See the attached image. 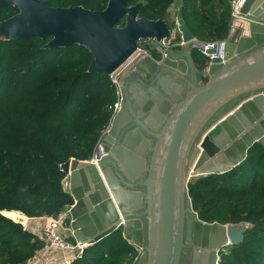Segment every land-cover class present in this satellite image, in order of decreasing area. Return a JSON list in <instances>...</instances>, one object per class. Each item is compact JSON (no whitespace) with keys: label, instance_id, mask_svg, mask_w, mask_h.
<instances>
[{"label":"water","instance_id":"95a60500","mask_svg":"<svg viewBox=\"0 0 264 264\" xmlns=\"http://www.w3.org/2000/svg\"><path fill=\"white\" fill-rule=\"evenodd\" d=\"M129 1L108 0L91 11L0 0V9L18 11L0 22V38L50 37L45 50L82 46L93 56L87 71L108 76L139 41H154V53L139 55L118 76L126 105L113 115L96 162L71 159L60 166L73 199L68 230L84 247L123 230L143 250L136 264H182L184 255L186 264H218L225 247L244 241L248 224L201 221L185 177L223 174L254 144L264 148V0H240L227 39L210 47L182 19L175 32L165 20L139 17L143 3ZM162 40L170 42L162 47ZM193 50L212 57L208 68L198 66ZM2 215L26 227L25 216Z\"/></svg>","mask_w":264,"mask_h":264},{"label":"trees","instance_id":"16d2710c","mask_svg":"<svg viewBox=\"0 0 264 264\" xmlns=\"http://www.w3.org/2000/svg\"><path fill=\"white\" fill-rule=\"evenodd\" d=\"M44 1L51 7L99 11L108 0ZM175 1L180 4L179 19L198 41L227 39L233 20L231 0H130L129 5L143 3L139 17L156 21L165 20ZM17 12L12 6L1 8L0 22ZM49 40L0 38V264H27L45 249L38 236L2 212L57 218L72 205L60 166L71 159H92L119 99L110 76L87 71L93 56L86 48L43 49ZM193 56L204 68L208 59L197 50ZM187 195L203 222L248 224L244 241L225 247L218 264H264V148L260 144H254L246 159L227 172L192 179ZM135 254L117 230L60 264H132Z\"/></svg>","mask_w":264,"mask_h":264},{"label":"built area","instance_id":"2783aa9c","mask_svg":"<svg viewBox=\"0 0 264 264\" xmlns=\"http://www.w3.org/2000/svg\"><path fill=\"white\" fill-rule=\"evenodd\" d=\"M231 8H232V18H238L240 17L239 15V9H240V0H231ZM178 18H175L173 21V31H177L178 28ZM154 43V41H152ZM170 41L169 40H162L161 45L162 47H166ZM223 43V42H221ZM155 45V43H154ZM207 45L210 47L212 43H207ZM160 52L164 56V49H161ZM204 54V53H202ZM142 55L143 57L150 55V52H147L146 50L140 48L139 46L137 47V51L129 58V60L120 68L118 69L115 73H113L110 78L112 82L115 84L117 88V93H118V98H119V83H118V76L121 74L122 69H124L126 66H129L128 69L130 68L132 62L139 56ZM212 58V57H211ZM210 58V59H211ZM210 59L205 64V68H208L210 64ZM119 101L120 98L118 99V103L114 106V114L118 111L119 109ZM113 114V115H114ZM107 131V130H106ZM106 131L102 134L101 139L99 140L97 147L95 149V152L101 148V140L103 139V136L105 135ZM94 152V154H95ZM91 161L96 162V159L93 155ZM196 178L193 176L192 172L189 171L187 176L185 177L186 183L188 184L192 179ZM65 180V179H64ZM188 186V185H187ZM63 187H64V181H63ZM187 189V187H186ZM68 216V211L66 208L60 212V214L57 216V218H50V221L48 224H46L42 229H41V234H40V239L44 242L45 244V249H54L58 251L59 253H77L81 251L84 248V245L80 243H75L71 244L65 241V239L60 235L59 230H60V224L61 221L64 220ZM122 232V237L126 242L131 245L134 248V251L136 254L133 257V263L136 264L140 258V256L143 254L142 248L136 247L133 242L125 235L124 231L121 230Z\"/></svg>","mask_w":264,"mask_h":264},{"label":"crops","instance_id":"0c3cea01","mask_svg":"<svg viewBox=\"0 0 264 264\" xmlns=\"http://www.w3.org/2000/svg\"><path fill=\"white\" fill-rule=\"evenodd\" d=\"M119 98H120V91H119ZM69 188V180L66 176L64 180V189L68 191ZM27 225L26 229L30 231L31 233L35 234L36 236L40 237L41 234V229L48 224L50 221V218L48 217H40V218H27ZM68 223L69 219L68 216L61 221L60 224V230L59 233L60 235L65 239L66 242L75 244L77 243L74 238L72 237V234L68 230ZM46 250L42 249L40 252L36 254V256L28 261L27 264H60L64 262H68L70 258L75 254V253H65V254H60L57 256H50V255H45ZM182 264H186V257L185 260L182 262Z\"/></svg>","mask_w":264,"mask_h":264},{"label":"rangeland","instance_id":"374dc122","mask_svg":"<svg viewBox=\"0 0 264 264\" xmlns=\"http://www.w3.org/2000/svg\"><path fill=\"white\" fill-rule=\"evenodd\" d=\"M179 2L175 1L173 2V4L169 7L165 21L168 24L169 29H173V21L175 20V18L179 19ZM178 40V39H177ZM138 46L144 50H146L147 52H151V51H155L154 50V43L151 40L148 39H144L138 42ZM129 66H126L124 69H128ZM246 97H243L242 99L244 100ZM12 217H14L15 219H17V217H19L17 214H11ZM46 250V249H45ZM50 255L52 256H57L60 255L62 253H59L58 251L54 250V249H48L45 252V255ZM182 260H185V255L183 256ZM182 262V261H181Z\"/></svg>","mask_w":264,"mask_h":264},{"label":"flooded vegetation","instance_id":"af4514ba","mask_svg":"<svg viewBox=\"0 0 264 264\" xmlns=\"http://www.w3.org/2000/svg\"><path fill=\"white\" fill-rule=\"evenodd\" d=\"M129 70H127L124 74H126L127 72H128ZM128 77V76H127ZM136 85H137V87H140L139 88V91H141L142 89L143 90H145V88L143 87V86H139V84H137L136 83ZM132 100V99H131ZM141 100V99H140ZM144 99H143V97H142V101H143ZM122 105H126V102L124 101V100H122V98H121V95H120V101H119V107L120 106H122ZM183 258V257H182ZM184 260H182V262H183Z\"/></svg>","mask_w":264,"mask_h":264},{"label":"bare ground","instance_id":"6f19581e","mask_svg":"<svg viewBox=\"0 0 264 264\" xmlns=\"http://www.w3.org/2000/svg\"><path fill=\"white\" fill-rule=\"evenodd\" d=\"M18 215H19V214H18ZM19 217H21V215H20ZM19 217H17V218H19ZM25 226H26V220H25Z\"/></svg>","mask_w":264,"mask_h":264}]
</instances>
